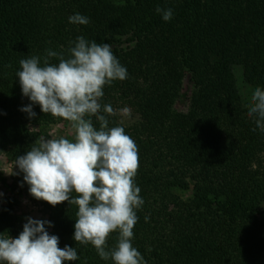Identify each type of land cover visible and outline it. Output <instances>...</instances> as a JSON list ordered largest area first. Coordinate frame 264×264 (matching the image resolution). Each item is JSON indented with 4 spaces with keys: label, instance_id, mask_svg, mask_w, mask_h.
<instances>
[{
    "label": "trees",
    "instance_id": "16d2710c",
    "mask_svg": "<svg viewBox=\"0 0 264 264\" xmlns=\"http://www.w3.org/2000/svg\"><path fill=\"white\" fill-rule=\"evenodd\" d=\"M168 2L170 21L105 0H0V156L15 162L51 125L65 122L39 105H32L34 118L21 111L31 101L16 76L19 61L48 49L67 56L78 36L108 43L128 77L105 86L100 103L117 112L109 127L122 126L139 149L135 182L144 204L133 246L147 264H264V210L254 202L264 197V131L248 117L234 74L241 67L254 91L264 89V0ZM76 13L89 23H69ZM188 77L189 108L176 113ZM39 201L59 246L77 250L79 259L66 264H113L74 241L77 206ZM16 205L15 198L0 201V233L13 238L24 225Z\"/></svg>",
    "mask_w": 264,
    "mask_h": 264
},
{
    "label": "clouds",
    "instance_id": "9594fccd",
    "mask_svg": "<svg viewBox=\"0 0 264 264\" xmlns=\"http://www.w3.org/2000/svg\"><path fill=\"white\" fill-rule=\"evenodd\" d=\"M155 11L164 21L173 17L171 8L157 7ZM69 23L87 25L89 18L76 13ZM52 58L58 63H51ZM19 65L16 76L23 96L31 101L21 111L34 118L32 105H39L43 114L69 122L73 130V139L41 137L25 155L16 158L15 167L23 173L30 195L53 207L66 201L77 206L74 241L93 246L102 260L147 264L132 243L137 210L144 204L135 182L139 149L122 126L109 127L108 117L117 112L110 104L100 103L105 86L127 79L126 67L108 43L90 42L83 36L70 42L67 56L64 51L48 49L43 57L21 59ZM120 112L126 115L129 110ZM247 115L264 131V89L257 87L253 92ZM45 225L53 226L50 221L28 217L18 237L0 233V264L78 260L76 248H61L59 237L50 235ZM113 233L118 235L110 248L108 240Z\"/></svg>",
    "mask_w": 264,
    "mask_h": 264
},
{
    "label": "rangeland",
    "instance_id": "374dc122",
    "mask_svg": "<svg viewBox=\"0 0 264 264\" xmlns=\"http://www.w3.org/2000/svg\"><path fill=\"white\" fill-rule=\"evenodd\" d=\"M104 1V0H103ZM111 1L116 5H127L132 6L136 10H140L143 13L147 11H153V13H157L155 10L157 7L161 8H169L168 0H163V2L157 6L153 5L152 0H105ZM159 14V13H157ZM161 15V14H160ZM235 79L237 83V87L239 92L242 95V98L245 101L246 106H249L251 103V96L254 92V89L247 84L244 78V71L241 67H238L234 70ZM193 84L191 82L190 77H188L185 81L183 91L174 107V111L176 113H186L189 108L190 98L193 92ZM124 123H130L131 112L128 114L122 115ZM36 133L39 131L34 129ZM60 136H64L68 139H73V130L70 127L69 122H61L57 124H53L46 130L42 137L46 138H59ZM18 168L15 167V162L10 160L6 155L0 156V201L5 205L8 200L11 198H15L18 201V205L14 207L13 214L15 217L22 220L25 224L27 222V218L31 217L37 220H46L48 221V217L45 213L43 206L41 205L39 200L33 198L29 193V186L25 185L22 188V183H18L15 181V177H18L20 182H23L20 174H12L18 173ZM25 184V182H24ZM176 194L180 196L183 200L187 201L192 198V192H181L177 191ZM255 207L259 210H264V197L257 198L255 201ZM47 231L50 235H54L52 229L45 225Z\"/></svg>",
    "mask_w": 264,
    "mask_h": 264
}]
</instances>
